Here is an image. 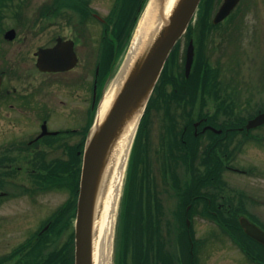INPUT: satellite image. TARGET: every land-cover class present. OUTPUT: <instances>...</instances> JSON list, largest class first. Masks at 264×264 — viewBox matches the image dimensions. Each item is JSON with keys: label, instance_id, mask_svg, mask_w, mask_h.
I'll return each instance as SVG.
<instances>
[{"label": "flooded vegetation", "instance_id": "af4514ba", "mask_svg": "<svg viewBox=\"0 0 264 264\" xmlns=\"http://www.w3.org/2000/svg\"><path fill=\"white\" fill-rule=\"evenodd\" d=\"M208 1L201 3L197 43L199 68L211 73V80L206 82L207 98L199 99L204 113L194 122L200 133L198 161L192 168L197 169L202 191L199 196L203 199L198 203L197 213L202 217L218 218L245 215L264 229V223L254 210L255 206H264V201L258 197L264 196V187L251 184L238 191L237 182L233 180L235 176L264 180V157L257 162L236 163L238 155L248 149L264 154V123L247 130L245 126L254 116L237 112L240 106H253L259 96V100H264V38L260 40L262 66L258 69L252 65L249 69L260 74L263 81L251 83L248 88L234 65L223 77L221 67L213 61L216 45L211 47L216 40L229 41L239 32L250 31L258 22L264 0L257 2V7L256 0H240L224 20L213 26L209 22L224 0H211L213 10L210 13L207 12ZM20 21L25 26L27 38L34 34L41 37L50 30H54V34L51 40H42L33 51H25L27 56L34 57V65L13 72L20 86L13 81L14 77L8 79L7 70L3 72L0 88V210L3 215H0V229L4 228H1L5 225L3 221L24 220L22 210L14 209L10 213L4 210L13 200L24 199L32 208L30 213L41 210L48 211V215L30 236L0 255V264H73V260L75 264L76 170L78 155L84 150L85 132L91 125L96 84L88 44L90 19L23 18ZM252 31L246 38L254 44ZM60 38L69 44L73 41L78 63L64 70H41L37 66L38 50L55 46ZM21 52L24 57V51ZM248 60L255 63L254 59L248 57ZM102 87V79H98L96 100ZM209 88L214 91L212 95ZM82 98L84 104L75 102ZM55 117H62L63 125L61 120L55 124ZM16 127L21 129L14 130ZM205 127L216 129L203 130ZM54 192H62L66 197L52 208L42 196ZM7 229L5 227L4 231ZM244 264H264V257L247 258Z\"/></svg>", "mask_w": 264, "mask_h": 264}, {"label": "rangeland", "instance_id": "374dc122", "mask_svg": "<svg viewBox=\"0 0 264 264\" xmlns=\"http://www.w3.org/2000/svg\"><path fill=\"white\" fill-rule=\"evenodd\" d=\"M52 0H15L13 3V7L9 9H5L3 12V16L1 17L3 19L2 26L5 27L4 29L0 30V72H5L6 74L9 73L8 79L10 80V76L14 77L16 74L13 75V72L15 70H19L22 67H30L33 66L34 63V57L29 54L27 56V53L25 51H33L38 45L43 43V41L51 40V37H53L54 30H50L46 33H44L41 37H37L38 34H34L31 37L26 36L25 26L21 24V21L17 19L13 14V10L18 9L17 7L19 4H22V18H37L41 17V7L45 4H49ZM162 1V0H160ZM261 0H256V7L257 4ZM91 7L94 9V11H97L100 15L106 16L109 14L110 21L107 24L113 23V19L115 18L112 14L115 9V3L116 0H90ZM258 2V3H257ZM197 22V18L194 21V25ZM91 24V32L88 38V44L89 50L92 51V77L94 78V68L96 65V59H97V51H98V45L100 47H103L107 41L105 42L104 39V30L102 27L101 22L90 19ZM21 24V25H19ZM14 27L17 29V38L10 43L7 42L3 38V32L8 29ZM102 27V28H101ZM224 27V26H223ZM196 30V29H195ZM253 30V31H252ZM250 31H252V34H254V40L252 44V40L249 41L248 38H246ZM250 31L245 32H239L237 35H235L233 38L225 40L224 42L216 40L215 43L213 42L211 47H215L213 50V61L218 64L219 67L222 69V75L224 77L225 73L229 70L231 65H234L237 68V72L240 73V77L245 81V87H251V83H259L263 81L261 79L260 74L252 73L249 69L254 65L255 68L260 69L262 66V44L260 43V40L264 38V7L262 8L261 12H259V19L256 25L250 27ZM196 32V31H195ZM33 33V32H32ZM43 40V41H42ZM248 46H252L253 48L250 49ZM127 49L125 52L119 57L117 64L115 65V71L114 75L119 71V66L124 63L125 58L127 56ZM81 52L84 54V48H80ZM239 50H242L240 52ZM21 51H24V57H21L22 53ZM184 53L180 50V56L183 57ZM235 55V57L232 58V56ZM241 55L242 57L238 56ZM27 56V57H25ZM125 56V58H124ZM248 57L250 60L254 59L255 63H249ZM235 61V63H234ZM122 63V64H121ZM234 63V64H233ZM120 66V67H121ZM17 67V68H15ZM233 71V70H232ZM17 72V71H16ZM246 75V77H245ZM13 81L17 82L20 86V81H17V79L14 77ZM81 92V90H80ZM83 93V92H81ZM264 96V95H262ZM261 96H259L256 101L255 105L251 108L246 105L245 107H242L239 113H243L244 115H251V113H254L257 108L264 107V100H259ZM77 98V97H76ZM77 104H84V99H77L75 101ZM199 110V108L197 109ZM160 112L158 115V112L156 113V108L153 107L150 112V133H149V148H150V155L151 158L154 161V175L157 177L158 184H159V190H163V180L162 177L159 176L158 173V166L159 163H157V157H158V151L160 150L159 146V134L162 131V128L160 124L162 123L160 119ZM19 118V117H18ZM17 118V119H18ZM85 117H83L84 119ZM62 119V117H55L54 123L59 124V121ZM60 124L63 125V121H60ZM21 129V127H16L14 130ZM1 132V129H0ZM146 138L145 134L143 136V140ZM141 140L139 139L138 147L140 145ZM130 155V153H129ZM129 155L126 161V165L124 168V173L122 177V182L120 185V192H119V201H118V207L115 214V221H114V227L112 231V251H111V259L110 264H118L117 259L120 258L117 254L119 252L118 247V241H117V235L119 232L118 223H119V215H120V209H121V200L122 195L125 187V179H126V173H127V166L129 161ZM262 157H264V154L257 153L254 149H248L245 150V152L240 153L237 157L238 161L236 163H249V162H257ZM185 171L181 169V173H184ZM235 182H237L236 189L238 191L247 189L248 185H253L255 187H264V180L262 178H248L243 176H235L233 179ZM233 182V181H231ZM167 188H171L168 186ZM172 193V196L166 191H162L159 196L161 201H163L165 206V217L163 222V231L164 235L166 236L169 244L170 249L175 253L176 255H183L181 251V243L179 242L180 239H183V225H181V222L183 221L184 217L182 214L183 208L181 207L178 198L173 195L172 189L169 190ZM253 193H256L254 189L252 190ZM66 194H63L62 192H54L52 194H45L42 196V199L45 200V202L52 208L57 207L60 203L63 202L65 199ZM259 199H262L264 201V196H258ZM198 207V205L196 206ZM14 209L22 210V213L24 214V220L20 222H8L3 221L5 225L3 224L1 226L4 227L0 229V255L2 253H7L11 247H14L19 242L25 240L27 236H30L32 232H34L39 225H41L45 218L48 215V211H41L39 212H31V207L27 206L24 199H18L13 200L10 203L6 205V212L10 213ZM174 209V211L169 212L170 210ZM167 210V211H166ZM196 208L194 209V211ZM255 211H257V214H259V218L264 223V206H255ZM0 215H3V211L0 210ZM214 221L212 218L202 217L197 212L193 214L192 217V227L194 228V236L196 237V243L201 241V239H205L202 246L200 245L199 251H198V257L200 259L201 264H240V259L246 258L244 255V252L239 248V246L233 242V240L225 234H218L220 233V230L216 227V224L213 223ZM11 226V227H10ZM7 229V232L4 231V229ZM181 227L182 232L178 233ZM215 232L217 235L212 234ZM129 261L126 264H133L132 260V253H128Z\"/></svg>", "mask_w": 264, "mask_h": 264}, {"label": "trees", "instance_id": "16d2710c", "mask_svg": "<svg viewBox=\"0 0 264 264\" xmlns=\"http://www.w3.org/2000/svg\"><path fill=\"white\" fill-rule=\"evenodd\" d=\"M15 0H0V13L8 9ZM89 2L90 0H52L49 5H44L43 15L46 16L47 12H50L54 16H65L69 10L73 13H77L78 16H89ZM146 0H116L115 9L113 11L114 17L119 19H113V23L109 24V34L107 39H110L108 44L106 43L103 48L105 49L103 54L99 55V59L104 63L105 69L101 67L102 71H107L110 74L113 71L114 64L131 37L133 26L136 23V17L138 15L139 8H142ZM21 5L14 11V16L21 17ZM4 14H0L2 17ZM71 16V15H70ZM111 16V15H110ZM112 17V16H111ZM130 18V19H129ZM106 42V41H105ZM104 58L106 60L104 61ZM172 56L165 66L161 77L155 87L154 93L148 103L146 112L142 118L136 140L131 155L130 168L128 170L125 191L122 199V207L120 211L117 235L118 247L120 251V264L128 263V253L133 255L134 262L136 264H153L152 260L175 258V255L170 253L164 247V244L168 243L163 231L164 217L157 214L159 210V198L156 190L157 185L154 181L157 177L154 175L153 160L150 155L149 148V133H150V112L153 107L158 111L163 108L164 116L166 117H180L182 115H172L169 108L165 110V103H170L171 99H178L180 102L187 98V104L192 106V110L196 105L199 89L207 86L206 82L211 80V73L207 70H201L199 68L198 58L194 65V69L189 77H187L182 70L171 69L170 61L174 60ZM171 84V86L169 85ZM168 102V103H167ZM188 107H186L187 110ZM195 113L190 111L189 116L194 117ZM172 115V116H171ZM189 124V122H188ZM165 133L162 135V146L159 150V159L163 164L162 168H158L159 176L167 180V184L171 183L168 180L175 181L174 194L179 198L184 206L188 203L196 200L193 196L197 194L196 183V170L186 169L194 176L193 183L188 184L187 181H182L187 178L186 172L181 173L178 165L181 162H195L196 153H190L186 150L182 138L186 140L197 139L193 132L187 127L177 128L173 122L165 123ZM146 138L143 140V136ZM139 139L141 140L138 147ZM80 176V163L77 169L76 186H78ZM170 185V184H169ZM182 225L186 223L182 222ZM231 226L230 224H227ZM234 234L238 244L248 253L250 256L264 257V246L255 240L251 239L244 233ZM180 243H187V247L190 246V240L180 239ZM184 248V245H182ZM187 250V249H185ZM119 253V252H118ZM190 262L191 255L188 253ZM196 260V259H195ZM195 260L192 264H195ZM156 261L155 264H159ZM72 264V263H71Z\"/></svg>", "mask_w": 264, "mask_h": 264}, {"label": "water", "instance_id": "95a60500", "mask_svg": "<svg viewBox=\"0 0 264 264\" xmlns=\"http://www.w3.org/2000/svg\"><path fill=\"white\" fill-rule=\"evenodd\" d=\"M200 0H181L178 7L167 21L160 32L159 40L148 50L141 60H138L133 73L127 79L124 87L119 93L105 122L98 130L90 132L85 150L82 179L78 202L77 230H76V264H92V223L93 206L96 187L103 164L106 162L112 145L117 139L126 120L133 113L134 108H141L146 105L153 88L161 74L165 61L178 40L185 31L192 18ZM238 0H225L215 21L224 18L235 6ZM167 25V26H166ZM16 29L12 28L6 32L8 39L16 37ZM157 40V39H156ZM72 46L65 49V45L59 42L53 48H42L39 50L37 65L42 70H62L71 68L76 64V57L70 59ZM67 57V58H66ZM194 58V47L191 43L188 49L186 71L190 73ZM2 78L0 76V85ZM135 108V109H136ZM132 113V114H131ZM264 122V112L250 120L248 127ZM97 124V123H96ZM96 127V126H95ZM94 132V134H93ZM242 225L246 231L264 242V231L252 224L246 218H242Z\"/></svg>", "mask_w": 264, "mask_h": 264}, {"label": "bare ground", "instance_id": "6f19581e", "mask_svg": "<svg viewBox=\"0 0 264 264\" xmlns=\"http://www.w3.org/2000/svg\"><path fill=\"white\" fill-rule=\"evenodd\" d=\"M181 0H149L138 23L127 56L101 100L94 132L105 122L138 60L159 40L163 25L171 21ZM167 26V25H166ZM157 39V40H156ZM147 100H144L146 103ZM136 108V107H135ZM128 117L103 164L96 187L92 223V264H110L112 231L118 207L124 168L144 107L136 108ZM93 132V134H94Z\"/></svg>", "mask_w": 264, "mask_h": 264}]
</instances>
